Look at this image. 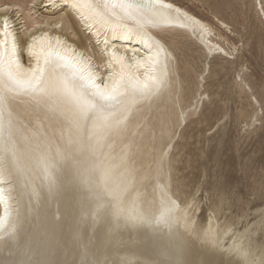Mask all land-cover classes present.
I'll use <instances>...</instances> for the list:
<instances>
[{"label": "bare ground", "instance_id": "6f19581e", "mask_svg": "<svg viewBox=\"0 0 264 264\" xmlns=\"http://www.w3.org/2000/svg\"><path fill=\"white\" fill-rule=\"evenodd\" d=\"M188 1L173 0L212 27L213 45L219 44L225 51L230 47L231 52L224 57L222 53L209 52L198 36L183 32L167 34L165 38L172 45L174 58L171 91L146 102L131 116L108 121L90 115L78 118L73 125L62 117L45 119L23 100L5 103L0 116V169L13 173L20 214L14 221L15 231L6 238L0 236V264H81L82 260L99 264H264V233L259 235L264 204L254 209L257 214L253 220L247 219L245 212L234 219L224 215L229 207L220 192L205 217L199 220L201 199L196 195L199 187L188 191L183 179L184 170L189 167L188 152L183 151L186 139L191 136L188 124L206 120L201 109L209 100V84L205 83L210 62L217 67L214 74L235 63L238 46L229 37L240 30L228 20L244 24L246 19L241 6L237 8L234 4L245 5L242 0H190L206 5L207 15L192 8ZM249 1L262 21L260 1ZM33 3L34 0H8L9 7H31ZM27 12L24 8L16 13L20 16L17 31L21 30V22L30 26ZM43 15L48 18L59 13ZM63 23L67 35L62 38L68 44L78 50L87 45L94 59L99 56L89 43L94 40L75 16L65 17ZM22 59L26 64L27 57ZM243 64L238 63L237 75L227 85L221 82L216 85L245 100V105H237L236 113L242 119L241 129L247 131L256 126L259 118L254 123L252 118L257 117L261 108L242 75L247 69ZM257 86L260 95L264 82ZM176 92L181 93L184 108L194 111L179 127L173 128L175 109L171 98ZM173 131L175 135L170 136ZM170 139L174 147L169 174V165H161L159 160ZM38 141H47L54 151L59 148L65 157L54 169L52 190L40 188L37 202L23 186L29 180L36 183L32 172ZM17 168L23 174L17 175ZM213 208L220 217L210 223ZM240 218L244 224L238 227ZM225 222L233 227V232L227 235ZM234 242L242 245L240 250L234 247Z\"/></svg>", "mask_w": 264, "mask_h": 264}, {"label": "snow or ice", "instance_id": "6c2138e0", "mask_svg": "<svg viewBox=\"0 0 264 264\" xmlns=\"http://www.w3.org/2000/svg\"><path fill=\"white\" fill-rule=\"evenodd\" d=\"M24 8L28 9L30 26L21 22V30L17 31L20 16L16 13ZM55 12L59 15L48 18L43 15ZM260 12L264 17V0H260ZM73 16L94 40L89 43L99 52L95 59L87 45L78 50L62 38L67 35L64 19ZM57 20L61 23L57 24ZM58 31L61 34L53 35ZM175 32L198 36L209 52L222 53L224 57L231 52L230 47L225 51L219 44L213 45L212 27L173 0H34L31 7H9L8 0H0V116L5 103L18 99L26 101L45 119L62 117L73 125L78 118L90 115L108 121L131 116L146 102L171 91L174 58L172 45L165 37ZM23 56L27 57L26 64ZM171 102L175 109L172 127L176 128L194 109L184 108L179 92ZM259 107L261 112L252 120L254 123L259 118L264 124V90L260 93ZM37 123L39 126L40 122ZM174 135V131L170 133ZM173 147L170 139L159 160L161 165H169V174ZM36 151L32 172L36 183L29 180L23 187L38 202L40 188L52 190L54 169L65 153L59 148L54 151L47 141H38ZM16 174H23V170L17 168ZM0 206L3 208L0 236L6 238L15 231L14 221L20 214L13 173L6 169H0ZM260 215L264 223V212ZM213 218H219L216 208L209 213L210 223ZM232 225L235 226V221ZM233 227L225 222V235L233 232ZM234 247L240 250L242 245L234 242ZM81 264L99 261L82 260Z\"/></svg>", "mask_w": 264, "mask_h": 264}, {"label": "rangeland", "instance_id": "374dc122", "mask_svg": "<svg viewBox=\"0 0 264 264\" xmlns=\"http://www.w3.org/2000/svg\"><path fill=\"white\" fill-rule=\"evenodd\" d=\"M243 1L245 5L234 4L237 8L241 6L239 9L245 12L244 24H234L233 20H228L233 28L238 32L240 30L239 34L233 33L229 37L238 46L235 63L227 70L214 74L217 67L210 62L205 83L209 84V100L201 109L206 120L199 124L189 123L187 127L191 136L186 139L187 145L183 151L188 152L189 167L184 170L183 179L188 191L199 187L196 194L201 199L197 214L199 220L205 217L207 209L220 192L227 199L229 207L224 215L234 219L245 212L248 213L247 219L253 220L257 214L254 209L264 204V124L257 120L254 128L251 126L250 130H242V119L237 116L236 108L245 105V100L216 85L218 82L227 85L236 77L238 63L243 62L247 69L242 75L251 86L249 92H253L258 99L260 97L257 84L264 82V17L260 21L253 11L252 2ZM188 3L207 15L206 5L190 0ZM243 224L244 219L240 218L237 226ZM261 228L259 235L264 233V223Z\"/></svg>", "mask_w": 264, "mask_h": 264}]
</instances>
